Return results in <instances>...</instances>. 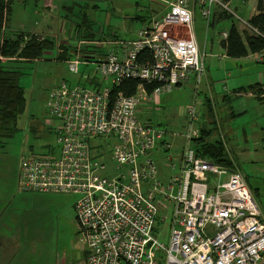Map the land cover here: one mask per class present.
Instances as JSON below:
<instances>
[{
    "label": "built area",
    "instance_id": "obj_1",
    "mask_svg": "<svg viewBox=\"0 0 264 264\" xmlns=\"http://www.w3.org/2000/svg\"><path fill=\"white\" fill-rule=\"evenodd\" d=\"M153 1L158 7L135 39L77 41L65 59L68 70L95 68L81 75L83 84L62 79L51 89L46 109L58 153L23 157L19 189L79 195L74 208L84 264H162L158 251L163 264H264V210L241 173L196 154V104L185 110L181 132L137 118L140 104L191 79L197 91L205 67L193 30L196 14L220 40L228 30L210 27L216 12L257 30L231 0ZM7 59L13 58L0 56ZM126 80L138 81L131 95L117 90ZM145 84L155 86L148 92ZM109 159L111 176L101 173ZM157 219L169 230L168 246L152 235Z\"/></svg>",
    "mask_w": 264,
    "mask_h": 264
},
{
    "label": "rangeland",
    "instance_id": "obj_2",
    "mask_svg": "<svg viewBox=\"0 0 264 264\" xmlns=\"http://www.w3.org/2000/svg\"><path fill=\"white\" fill-rule=\"evenodd\" d=\"M52 1L46 0L45 5L43 0H4L5 17L2 16L1 20L0 42L4 39L2 33L6 37L22 32L23 39L27 37L28 40V35L39 36V40H51L53 47L36 59L13 62L21 72L19 82L26 106L17 119L12 136L0 142V237L2 234L13 238L8 247H0V264H49L55 256L63 254L65 260H69L77 252L84 254L74 208L79 195L21 191L18 186L19 164L25 156L58 153L55 133L48 124L46 103L49 93L62 79L70 84H83L81 75L92 74L95 68L94 63L80 64L78 74L71 73L66 61L57 57L60 45L66 44L71 55L81 39L77 30L83 33L82 29L87 25V30L95 34L91 39H135L137 31L151 19L152 10L158 7L153 0ZM228 25L227 21L219 23L215 30ZM193 30L197 43L203 44L204 40L211 38L212 30L205 31L199 14L195 16ZM212 38L220 39L218 36ZM216 47L212 56L208 50L198 47L203 55L205 74L197 91L191 79L171 92L161 94L159 104L148 101L140 104L137 118L141 122L159 124L167 131L181 132L182 125L188 120L187 107L197 103L198 117L206 115L207 105L202 106L201 101L208 104L210 99L217 127L211 138L223 142L231 161L227 166L245 177L255 202L264 209V131L261 129L264 125V99L245 92L235 95L232 91L235 85L246 86L253 82L262 65L255 60L232 64L231 58L218 45ZM214 86L217 96L231 93L229 101H215L214 92H211ZM228 113L235 116L228 117ZM208 119L210 116L207 118L209 122ZM178 139L181 142V138ZM92 142L98 145L101 140ZM105 163L106 170L101 173L113 175L116 172L114 162L109 159ZM152 235L168 246L169 230L158 219ZM158 259L164 263L161 251L157 253Z\"/></svg>",
    "mask_w": 264,
    "mask_h": 264
},
{
    "label": "trees",
    "instance_id": "obj_3",
    "mask_svg": "<svg viewBox=\"0 0 264 264\" xmlns=\"http://www.w3.org/2000/svg\"><path fill=\"white\" fill-rule=\"evenodd\" d=\"M3 9L4 0H0V29ZM218 15L221 19H233L229 14L223 12ZM233 20L236 21L235 19ZM247 21L257 30V33L249 32L244 28L243 31H240L236 25L232 23L228 28L227 38L221 40V44L228 57L241 58L248 54L264 51V0H262L260 10L256 11ZM87 29H89L88 25L85 29H82L83 33H80L78 29L77 36L81 37V39L94 38L95 34ZM23 36L24 34L22 32L14 33L11 36H6L2 44H0V56L7 58L15 57L14 60H0V142L12 136L16 130L17 119L26 106L24 90L19 82L21 72L18 67L14 66L13 62L36 59L53 47V42L51 40H39V36L35 38L36 36L28 35V40L24 41ZM22 43L23 46H21ZM69 50L67 46L61 44L57 57L63 60L68 58L70 56L68 54ZM137 84V80H126L118 86L117 90H123L125 94L131 95L135 92ZM144 86L146 91L151 92L155 85L145 84ZM254 88L255 85H251L248 88H241L236 91H247L246 89L254 90ZM207 105L210 121L198 127L199 135L193 139L192 146L197 155L215 164L224 166L228 164L229 166L231 161L227 156L223 142L219 138H211L212 133L217 127H215L216 122L211 112L210 105Z\"/></svg>",
    "mask_w": 264,
    "mask_h": 264
},
{
    "label": "crops",
    "instance_id": "obj_4",
    "mask_svg": "<svg viewBox=\"0 0 264 264\" xmlns=\"http://www.w3.org/2000/svg\"><path fill=\"white\" fill-rule=\"evenodd\" d=\"M233 1L234 0H231V5H232L233 9L236 11L237 14L239 13L238 15L240 17H242L245 20H248L256 11H258L256 9L257 0H236L235 3H233ZM45 2H46V0H43V4H45ZM51 2L53 3L52 0H51ZM64 6H65V4L63 3L62 4V9H63ZM232 20L233 19H224V18L221 19V18H219L218 13L216 12L212 16L211 26L210 27L211 28H215L219 23H222V22L227 21L229 23L228 27L226 26V27H224L222 29L228 30L229 26L232 23H234L236 25V27L240 31H243V26L239 22H238L239 23L238 24V23H236L237 21H234V20L232 21ZM222 29H220V30H222ZM214 36H216V35L214 33H212L211 36H209V37H211L209 40H206V41L204 40L203 44L202 43H197L198 47L199 48H204L205 50H208V52H210L209 53L210 56H212V53H214L213 51H215L217 49L216 46L218 45L220 47V49L222 50V52H224V54L226 55V51H225V49L223 48V46L221 44V40L219 39V41H216L215 39L212 38ZM217 42H218V44H217ZM62 45H65L66 46V44H64V43ZM70 51H71V49H70ZM219 59H222V57L219 56ZM253 60H255L256 62H258V64L262 65V67L259 68V70L257 72V75L254 76V81L251 82V83H249L246 86H243L242 84H240L238 86L235 85L236 87L234 86L233 89H232V91H233V93L235 95L236 94H242L243 92H245V94L251 93V94H253L257 98H261V99L263 98L264 99V51H261L259 53H255V54H248L247 56L242 57V58H231L230 61H231L232 64L234 63V64L238 65V63L250 62V61H253ZM211 61L212 60L210 59L209 62H211ZM226 62L227 61H225L224 64ZM207 66L208 65H206V67ZM208 75H209V73H208ZM251 85H255L254 90H252V89H246L247 91H243V90L236 91V90H239L241 88H244V89H245V87L248 88ZM211 90H212L211 91L212 93L214 92L213 94L215 95V101H217V102L220 101L221 103H223L224 101H226V102L229 101L230 97L228 95H231V93L226 92V93L221 94L220 96H217L216 95V92H215L216 87L214 86L213 89H211ZM148 102H152L153 104H159V97L156 98V99H153V100H148ZM208 104H210V105L212 104V101L210 99H209ZM201 105L205 107V105H207V104H205V101L202 100L201 101ZM196 108H197V103H196ZM207 108H208V105H207ZM222 110H225V108H223ZM219 111L221 112V106H219ZM207 112H208V109H207ZM207 115L208 114H206V115L205 114H201L200 115L199 121L197 123V124H199L198 127L200 125L204 124V123H208L207 118L209 117V115H208V117H207ZM228 115H229L228 117H230L232 115L235 116L234 114H230V113H228ZM208 120H210V119H208ZM186 123H187V121L185 122L184 125H182L183 130H185V128H186ZM261 129L264 131V125H261ZM180 145H181V142L179 141L178 138H176V140H175V146H176V148H179ZM262 210H264V209H262ZM4 237L5 236L1 234V237H0V247L1 246H4V245H6L8 247L9 244H10V241L13 240V238H10V237L9 238H6V237L4 238ZM82 250L84 251V249H82ZM80 253L77 252L69 260H65L63 254L60 255V256H55V258L52 261H50L49 264H84L85 252H83L84 254H82V253L80 254ZM46 264H48V263H46Z\"/></svg>",
    "mask_w": 264,
    "mask_h": 264
},
{
    "label": "water",
    "instance_id": "obj_5",
    "mask_svg": "<svg viewBox=\"0 0 264 264\" xmlns=\"http://www.w3.org/2000/svg\"><path fill=\"white\" fill-rule=\"evenodd\" d=\"M261 6H262V0H257L256 9L260 10Z\"/></svg>",
    "mask_w": 264,
    "mask_h": 264
}]
</instances>
